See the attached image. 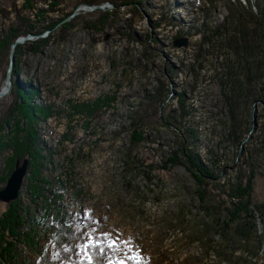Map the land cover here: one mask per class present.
Instances as JSON below:
<instances>
[{
  "label": "rangeland",
  "instance_id": "obj_1",
  "mask_svg": "<svg viewBox=\"0 0 264 264\" xmlns=\"http://www.w3.org/2000/svg\"><path fill=\"white\" fill-rule=\"evenodd\" d=\"M45 1L31 3L48 11ZM239 1L258 14L255 0ZM257 1L264 5V0ZM57 2L56 12L32 23L40 31L75 12L63 22L72 26L17 38L37 37L17 45L12 57L15 41L10 45L7 63L12 67L0 64V90L8 73L10 86L34 87L33 103L49 110L50 118L37 124L46 159L38 176L26 169L16 201L26 221L39 220L45 203L41 197L34 201L29 188L40 187L46 194L62 192L59 203L77 226L73 248L58 245L56 224L48 218L32 237L34 251L22 237L6 236L0 248L9 243L10 258L3 264H88L82 246L93 236L117 241L120 251L112 253L113 258L138 255L140 264H264V217L256 219L255 233L262 238V248L255 256L256 241L244 243L231 232L226 238L215 232V222L199 208L194 180L182 163L163 169L181 146L200 158L225 187L235 183L240 167L251 164L256 173L252 199L264 203V106L250 101L245 109L240 107V142L229 135L225 66L235 63L233 51L226 47L234 25H227L224 0ZM24 3L0 0V39L16 28L15 11ZM98 6L103 11L83 10ZM223 24L202 46V25ZM256 29L263 32L261 26ZM38 39L45 43L30 44ZM176 39H185L187 46L174 47ZM235 73L239 75L238 70ZM158 89L163 105L162 99L146 100ZM180 98L185 103L183 119L177 118ZM95 102L102 109L91 119L74 109ZM11 103L9 94L0 99V117ZM137 111L133 127L130 116ZM168 114L174 119H167L170 123ZM133 133L144 140L132 145ZM9 156L0 154V190L11 175L7 176L5 164ZM43 178L49 185L41 183ZM10 204L0 201V215ZM79 221L90 227L78 226Z\"/></svg>",
  "mask_w": 264,
  "mask_h": 264
},
{
  "label": "trees",
  "instance_id": "obj_2",
  "mask_svg": "<svg viewBox=\"0 0 264 264\" xmlns=\"http://www.w3.org/2000/svg\"><path fill=\"white\" fill-rule=\"evenodd\" d=\"M46 2H49L46 5L49 8L48 11L36 9L31 0H25L24 7L15 11L16 28L8 30L0 39V64L5 63L10 66L7 63V57H9L10 45L17 38L27 35H41L56 26L67 29L72 26L69 22L63 24V20L72 14L68 13L58 21L52 22L49 26L38 31V26H35L32 20H36V18L43 20L46 14L56 12L54 8L60 6L57 0H46L45 4ZM86 4L89 6L94 5V3ZM255 4L258 8V14H253L248 5H243L239 0H224V6L228 13L227 25H234V36L228 41L226 47L233 51L235 58L234 65L225 66L227 71L225 87L227 90L224 93V100L229 119V135L235 139L236 143L240 142L241 135L239 108L243 107L245 109V106L250 101L253 104L259 101L260 105L264 106V5L261 6V3L257 0H255ZM224 24L213 28L202 25L204 29V35L201 38L202 46L206 44V41H210L220 29H223ZM258 26L262 27V33H256ZM44 43L43 39H38L30 44L42 45ZM200 51L199 49L195 55L196 61L200 59ZM236 70H238L239 75L235 73ZM35 94L36 89L34 87L30 86L21 89L15 83L11 84L9 95H11L12 103L5 114L0 117V154L10 153V156L5 159V164L9 171L7 176L11 174L15 163L23 160H28L30 172L38 176L41 171L39 169L41 161L46 159L45 152L39 143L37 124L40 119L44 121L50 118V113L48 109L33 103ZM161 95V89H158L146 100L150 103H155L160 102L162 99L160 105H163L164 96L161 98ZM74 109L77 114H83L86 119H91L102 108L99 106V102H95L83 103V105L76 106ZM178 112L177 118L183 119L186 112L185 103L181 98L178 99ZM138 114L139 111L130 116L131 126L133 127L137 126L136 117ZM169 118L171 117L168 114L166 121ZM171 119L174 120L173 117ZM167 122L170 123L169 121ZM8 126L11 129L5 133ZM139 134L142 135L141 132ZM187 134L193 136L192 132L188 133L187 131ZM131 140V144L135 145L144 139L133 133ZM189 140L191 138H187V142H190ZM172 155H174V158L167 159L163 169L174 167L179 163L185 166L194 180L196 196L200 204L199 208L205 215L213 218L215 232L223 233L225 238L231 232L244 243L249 242V239L256 241L255 256H257L262 248V238L255 233V225L256 219L263 220L264 203L255 204L252 199L256 176V173L252 170V165L248 164L246 167H240L237 171L235 183L225 187L217 183L218 177L214 172L188 148L181 146L179 151L172 153ZM246 172L248 173L247 175ZM2 180L4 181L5 177ZM41 183L49 185V181L45 178L41 179ZM29 190L34 201L39 197L44 201V215L39 220L33 217L30 221H26L25 217L21 215L22 211L19 208V201L11 203L0 215V243L6 240V236H10L12 239H20L22 237L25 244L34 251L36 250L35 242L32 243L31 241L32 237L35 236L36 229L41 226L42 221L51 218L52 222L56 224L53 231H55L58 245L73 248L72 241L75 234L74 230L77 226L71 222L67 208H64L59 203L63 198V193L50 191L46 194V192L43 193L40 190V187L36 186L30 187ZM27 212L28 210H25V214ZM78 226L83 228L90 227L83 221H79ZM92 240L105 241L102 236H93ZM8 248H10L9 243L6 244V248H0V264L10 258ZM85 256L87 258L92 256V262L97 264L96 249H89ZM108 256L113 257L112 252H109ZM108 256L101 258L102 264L104 260L108 259Z\"/></svg>",
  "mask_w": 264,
  "mask_h": 264
},
{
  "label": "water",
  "instance_id": "obj_3",
  "mask_svg": "<svg viewBox=\"0 0 264 264\" xmlns=\"http://www.w3.org/2000/svg\"><path fill=\"white\" fill-rule=\"evenodd\" d=\"M83 10L84 11H87V10L88 11H94V10L103 11V8L99 7V6L98 7H84ZM74 14H75V12H74ZM73 15L66 18L63 22H66V21H69L70 19H72ZM31 38H37V37L29 36V37H26L24 39H19V40L15 41L14 44L11 45V51H10L11 57H12V55L14 53V49L17 45H20V44L24 43L25 41H27L28 39H31ZM173 46L176 48L186 47L187 41L185 39H176L173 42ZM11 67L12 66L10 64L9 68L11 69ZM9 79H10V77H9V74L7 73L6 80H5V89L0 92V99L3 97H6L10 92L11 86H10ZM19 165H21V166H19ZM27 168H28V161L27 160H23L21 164H19V161H17L15 163L14 170L12 171L11 175L9 176L7 183H6V186L2 190H0V201L4 202L6 204H10V203L16 201V199L18 198L19 189L22 185V178H23Z\"/></svg>",
  "mask_w": 264,
  "mask_h": 264
},
{
  "label": "snow or ice",
  "instance_id": "obj_4",
  "mask_svg": "<svg viewBox=\"0 0 264 264\" xmlns=\"http://www.w3.org/2000/svg\"><path fill=\"white\" fill-rule=\"evenodd\" d=\"M85 254H87L89 249L97 250V264H102L101 258L108 256L109 252L115 253L120 251V245L116 240L112 241H93L91 237L89 241L82 246ZM93 257L88 256V264H92ZM108 264H140L138 255L125 254L122 259H115L112 256H108Z\"/></svg>",
  "mask_w": 264,
  "mask_h": 264
},
{
  "label": "bare ground",
  "instance_id": "obj_5",
  "mask_svg": "<svg viewBox=\"0 0 264 264\" xmlns=\"http://www.w3.org/2000/svg\"><path fill=\"white\" fill-rule=\"evenodd\" d=\"M81 11H83V10H81ZM84 12V11H83ZM86 12V11H85ZM5 89V87H3L1 90H0V92L2 91V90H4Z\"/></svg>",
  "mask_w": 264,
  "mask_h": 264
}]
</instances>
